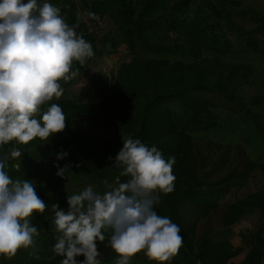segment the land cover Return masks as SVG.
Instances as JSON below:
<instances>
[{"label":"trees","instance_id":"trees-1","mask_svg":"<svg viewBox=\"0 0 264 264\" xmlns=\"http://www.w3.org/2000/svg\"><path fill=\"white\" fill-rule=\"evenodd\" d=\"M45 2L58 8L70 26L78 25L76 32L91 43L93 57L117 55L122 49L129 62L122 63L105 83L99 102L75 103L60 97L45 106L58 104L67 119L64 130L48 138L41 157L38 153L45 141L34 139L28 145H17L22 155L8 161L10 178L33 182L39 168L36 159L47 167L49 177L45 184L34 185L48 206L44 213H34L31 218L39 235L34 237V247L18 251L17 261L60 264L62 257L52 251L57 233L53 230L51 205L66 212L67 197L88 185L99 193L106 191L103 181L112 183L119 171L111 167L114 158L123 141L132 138L155 146L165 159L175 157L174 190L160 195L154 211L179 225L183 244L178 255L164 264H226L229 252L241 251L231 243L232 227L256 210L260 223L241 236L247 251L237 264H263L264 163L247 159L240 171L232 166L220 179L211 181L201 172L203 166L195 153L193 136L219 127L212 113L215 98L230 104L237 99L224 82L232 81L238 66L226 59L249 52L264 56V0H37L41 6ZM95 17L108 20V31L97 35L93 30L97 28ZM92 58L83 66L74 63L73 70L78 69L80 75ZM228 69L225 76L223 72ZM77 77L61 82L62 87H70ZM234 106L229 112H237ZM246 111L254 117L249 108ZM80 122L91 126L93 133L80 130ZM14 143L0 147V157L7 155ZM61 153L67 155L57 159ZM60 169H67L65 176L57 175ZM257 170L262 188L227 204L221 217L223 229L198 238L196 222L218 211L222 199L242 190ZM52 184L80 187L61 192ZM182 209L191 210L192 222H186ZM104 235L105 240L97 242L98 259L101 264H114L116 256L107 247L110 232ZM76 259L82 264L84 257ZM132 260L134 264H156L142 252ZM0 264H8L6 258L0 256Z\"/></svg>","mask_w":264,"mask_h":264},{"label":"clouds","instance_id":"clouds-1","mask_svg":"<svg viewBox=\"0 0 264 264\" xmlns=\"http://www.w3.org/2000/svg\"><path fill=\"white\" fill-rule=\"evenodd\" d=\"M77 27L66 23L50 3L0 0V147L15 142L0 157V256L9 260L34 247L39 231L31 218L48 206L31 181L10 178L8 161L21 157L17 145L47 141L64 130L62 108L56 103L45 106L63 95L61 82L79 75L73 64L83 66L95 55ZM175 162L174 156L165 159L140 139H125L111 165L118 175L112 183L103 181L106 191L88 185L67 197L66 212L51 205L57 233L52 251L62 257L60 264H81L79 256L84 257L82 264H101L97 242L105 240V231L110 232L107 247L116 256L115 264H129L141 252L156 264L178 255L183 244L179 225L154 211L160 195L174 190ZM66 171L60 169L57 175L63 177Z\"/></svg>","mask_w":264,"mask_h":264},{"label":"rangeland","instance_id":"rangeland-1","mask_svg":"<svg viewBox=\"0 0 264 264\" xmlns=\"http://www.w3.org/2000/svg\"><path fill=\"white\" fill-rule=\"evenodd\" d=\"M79 16L87 23L89 22L83 12H80ZM94 21L97 28L93 29L92 27L90 30L93 29L97 35L108 31L110 24L107 19L100 20L95 17ZM90 26L91 24H88V27ZM247 28L250 27L247 26ZM226 61L232 63L233 66H238L237 75H234L232 81L230 83L224 82L237 99L230 104L231 102H227L225 99L215 98V107L212 109V113L216 116L219 127L210 132L198 133L193 136L196 148L195 153L203 166L201 172H204L211 181L220 179L232 166L236 167L237 171H240L244 161L247 159L264 163V140L262 139V131L264 132V56L249 52L235 57H228ZM127 62H129V57L126 56L122 49L119 50L117 55L93 57L87 67L77 77L74 84L64 88L61 97H66L75 103L93 104L99 102L105 83L109 82V79L115 75L116 70L122 63ZM217 70L219 69L214 71ZM229 71V69L225 70L223 74L226 76ZM206 96L209 98V95ZM256 101L259 102L256 103ZM238 102L242 104L239 105ZM233 105H235L234 109L237 110L236 113L229 112ZM247 108H249L254 117L246 115ZM81 123H79L80 130L93 133L91 126ZM45 146L46 141L39 150V157H41ZM34 162L39 165V168L37 178L32 183L36 186L43 185L49 179L47 176L48 169L45 165L39 163V159ZM47 163H50V161ZM83 184L80 183L79 185ZM52 186L61 192L76 191L74 189L80 187L69 184L63 186L52 184ZM261 188L262 177L257 170L242 190L233 191L222 199L221 207L218 211L196 222L197 237L221 231L223 229L221 217L224 207L249 193L259 191ZM182 212L187 217L186 222H192L191 210L184 211L182 209ZM260 220V213L256 210L232 227L231 243L234 248H239L241 251L232 250L229 252L226 264H237L243 260L247 250L242 247L241 236L254 231ZM17 256L18 252L12 258L13 260L11 259L8 262V259H6L7 263L20 264L17 261ZM129 264H134V261L131 259Z\"/></svg>","mask_w":264,"mask_h":264}]
</instances>
